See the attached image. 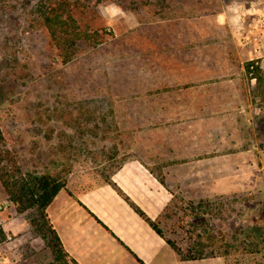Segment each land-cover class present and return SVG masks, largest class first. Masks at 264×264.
Masks as SVG:
<instances>
[{
    "label": "rangeland",
    "instance_id": "374dc122",
    "mask_svg": "<svg viewBox=\"0 0 264 264\" xmlns=\"http://www.w3.org/2000/svg\"><path fill=\"white\" fill-rule=\"evenodd\" d=\"M35 2L0 0V176L11 160L12 175L90 185L138 157L164 182L165 166L154 162L173 146L172 157L195 164L168 180L176 204L224 203L216 223L226 233L263 218L264 131L256 129L264 127V81L247 67L264 57V0H72L81 35L67 62L33 14ZM238 5L255 10L234 21L230 8ZM211 181L226 192L209 194ZM0 205V221L30 225L3 231L20 240L4 254L9 262H51L30 223L33 210L17 213L1 178ZM163 223L178 240V216ZM228 250L216 257L264 264V250Z\"/></svg>",
    "mask_w": 264,
    "mask_h": 264
},
{
    "label": "crops",
    "instance_id": "0c3cea01",
    "mask_svg": "<svg viewBox=\"0 0 264 264\" xmlns=\"http://www.w3.org/2000/svg\"><path fill=\"white\" fill-rule=\"evenodd\" d=\"M254 66L259 74L257 83L261 84L264 57L260 56ZM168 129L179 132L176 126ZM168 150L167 160L154 162L165 166L164 182L146 161L131 157L112 172L109 181L86 185L87 180H77L57 193L46 212L65 251L77 264H228L222 257L182 260L166 238L160 236L116 190L128 196L151 221L159 219L175 195L168 180L178 181L176 175L181 169L195 165L191 159L181 162L172 157L173 152L176 153L173 146ZM194 169L189 171V176L191 172L195 175ZM218 185L211 181L209 194L226 192ZM16 220L13 224L1 220L2 230L5 233L29 232L30 225L24 218Z\"/></svg>",
    "mask_w": 264,
    "mask_h": 264
},
{
    "label": "trees",
    "instance_id": "16d2710c",
    "mask_svg": "<svg viewBox=\"0 0 264 264\" xmlns=\"http://www.w3.org/2000/svg\"><path fill=\"white\" fill-rule=\"evenodd\" d=\"M71 2L72 0H36L32 8L33 14L48 29L51 38L60 50L63 62L70 59L81 35L77 31L75 20L71 15ZM252 65L254 72H257L253 62L247 67L248 72L250 73ZM254 78L259 81V76H254ZM263 131L264 127L256 129L258 135ZM2 161H4L3 156L0 157V165H2ZM14 164L16 163L10 160L5 165L6 167L4 166L5 171L0 176L2 185L8 195L9 202L17 213L33 210L30 218L33 231L45 239L52 252V261L48 264H77L65 251L46 212L49 204L65 187V184L59 182L51 174H21V172L18 174L16 171L19 175L17 176L7 173L6 170L13 167ZM109 180L110 177L106 179V181ZM114 187L116 188L115 185ZM116 190L160 236L166 238L168 244L180 255L182 260L226 256L230 248L246 253H261L264 250V211L262 212L263 218L258 221L252 220V226L248 225L245 229L234 228L226 233L223 225L216 223V218H220L225 207L224 203L217 199H203L199 202L190 200L182 206L176 204L177 198L174 195L160 218L151 221L128 196L120 189L116 188ZM173 216H178V219L181 220V224H176L171 228L172 233L180 236L178 240L167 238L161 225ZM0 235V242H2L5 239L2 228H0Z\"/></svg>",
    "mask_w": 264,
    "mask_h": 264
},
{
    "label": "built area",
    "instance_id": "2783aa9c",
    "mask_svg": "<svg viewBox=\"0 0 264 264\" xmlns=\"http://www.w3.org/2000/svg\"><path fill=\"white\" fill-rule=\"evenodd\" d=\"M250 74L252 75L253 74V65L250 66ZM255 80V78H253ZM3 207L0 205V210L2 209ZM18 241L20 243V240H16L12 235L10 234H6V237L5 239L0 242V264H12L9 262L8 258L6 257L5 252L9 249H13V247L15 246H18L17 245V242ZM13 243H16L13 245Z\"/></svg>",
    "mask_w": 264,
    "mask_h": 264
},
{
    "label": "clouds",
    "instance_id": "9594fccd",
    "mask_svg": "<svg viewBox=\"0 0 264 264\" xmlns=\"http://www.w3.org/2000/svg\"><path fill=\"white\" fill-rule=\"evenodd\" d=\"M243 5H238L236 7L230 8V11H233L235 13H237V15L235 17H233L234 21L240 20L242 18L243 15H247L249 12H252L255 10V6L253 5V7L251 9L248 10H243ZM117 12H119L120 10L117 9ZM115 15V13H114ZM224 22V18L220 17V23Z\"/></svg>",
    "mask_w": 264,
    "mask_h": 264
}]
</instances>
